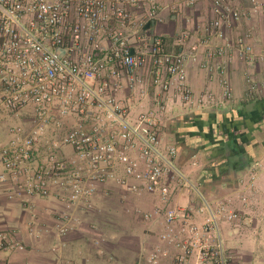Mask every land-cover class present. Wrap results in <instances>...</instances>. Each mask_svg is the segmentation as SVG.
Returning a JSON list of instances; mask_svg holds the SVG:
<instances>
[{
  "label": "built area",
  "instance_id": "obj_1",
  "mask_svg": "<svg viewBox=\"0 0 264 264\" xmlns=\"http://www.w3.org/2000/svg\"><path fill=\"white\" fill-rule=\"evenodd\" d=\"M234 1L238 0H211L213 16L202 26L204 43L211 47L215 39L225 41L214 45L209 57L222 56L227 49L245 56L251 49L244 37L235 44L226 39L225 28L244 14ZM161 4V0H0V118L24 112L32 118L27 127L8 125L9 139L0 143V183L8 174L23 176L17 187L42 197L61 193L66 207L93 194L94 186L84 185L83 176L154 192L164 202L173 196L184 177L174 164L175 147L161 146L158 112L166 106L158 101L157 110H135L125 99L141 101L146 96L144 78L137 70L148 65L150 84L158 92H172L182 103L198 107L231 100L232 88L224 75L225 64H218L221 97L210 90L193 93L186 81L187 54L168 49L167 37L152 30ZM260 7L264 21V2ZM173 38L174 46L184 45L189 32L181 30ZM197 47L191 45L187 56L195 57ZM247 84L249 95L264 93L250 76ZM62 146L71 148L72 159L63 156ZM41 155L43 162L25 166ZM119 169L124 177L117 175ZM203 203L200 224L192 220L190 209L167 207L162 237L180 248L181 264L190 259L195 264H228L217 213ZM54 219L60 233L77 220L67 210ZM0 248L24 246L0 233ZM155 260L154 253L151 263Z\"/></svg>",
  "mask_w": 264,
  "mask_h": 264
},
{
  "label": "crops",
  "instance_id": "obj_2",
  "mask_svg": "<svg viewBox=\"0 0 264 264\" xmlns=\"http://www.w3.org/2000/svg\"><path fill=\"white\" fill-rule=\"evenodd\" d=\"M257 1H234L244 14L225 28L226 39L233 44L245 38L249 53L241 56L227 49L222 56L209 57L208 51L225 41L215 39L211 47L204 43L202 26L213 16L211 0H198L192 6L187 0H161V21L152 30L167 37L170 50L188 55L189 47L198 44L196 56L184 58L193 93L210 90L221 97L218 64H225L224 75L232 88L231 100L198 107L182 103L172 92H158L150 84L148 65L137 70L144 78L146 96L141 101L125 99L135 110H157L158 101L166 106L158 112L161 146L175 147L174 164L184 177L173 196L164 202L154 192L132 191L113 179L97 182L83 176L84 185L94 186L93 194L66 207L63 194H28L17 187L23 176L8 174L0 183V233L24 249L0 248V264H152L154 253L153 264H181L180 248L162 237L167 227L164 212L167 207L190 209L192 220L200 224L203 201L217 213L228 264H264V93H247L248 76L264 88L260 7L264 0ZM181 30L189 32V39L174 46L173 37ZM31 120L29 112L0 118V143L9 139L8 125L27 127ZM61 151L72 159L70 147L62 146ZM44 160L41 155L25 166L33 168ZM117 175L124 177L120 169ZM66 210L77 220L60 233L54 218ZM232 213L235 216L228 217Z\"/></svg>",
  "mask_w": 264,
  "mask_h": 264
},
{
  "label": "rangeland",
  "instance_id": "obj_3",
  "mask_svg": "<svg viewBox=\"0 0 264 264\" xmlns=\"http://www.w3.org/2000/svg\"><path fill=\"white\" fill-rule=\"evenodd\" d=\"M161 21V19H158L157 21H156V23H159Z\"/></svg>",
  "mask_w": 264,
  "mask_h": 264
}]
</instances>
